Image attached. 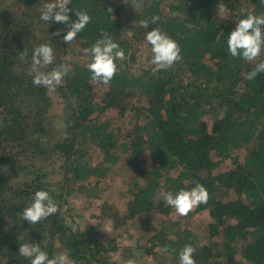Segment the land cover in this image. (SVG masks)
Instances as JSON below:
<instances>
[{"label": "trees", "instance_id": "trees-1", "mask_svg": "<svg viewBox=\"0 0 264 264\" xmlns=\"http://www.w3.org/2000/svg\"><path fill=\"white\" fill-rule=\"evenodd\" d=\"M50 2L0 0V264H30L18 254L24 243L40 244L49 258L66 253L70 264H179L186 244L196 264H264V73L246 79L264 52L247 62L227 46L240 19L264 15L261 0H135L137 9L124 0H71V21L76 10L91 17L71 44L66 25L40 19ZM153 16L156 24L139 26ZM153 28L182 49L171 68L151 64L145 36ZM105 32L125 52L108 85L91 80L84 51ZM41 44L55 56L41 71L71 68L55 91L28 75ZM144 154L149 169L137 159ZM112 172L124 185L117 208L101 201ZM197 183L210 198L187 216L159 195ZM38 190L60 210L31 225L22 210ZM97 204L101 211L84 224L80 210Z\"/></svg>", "mask_w": 264, "mask_h": 264}, {"label": "clouds", "instance_id": "clouds-1", "mask_svg": "<svg viewBox=\"0 0 264 264\" xmlns=\"http://www.w3.org/2000/svg\"><path fill=\"white\" fill-rule=\"evenodd\" d=\"M124 3H131L138 8L135 0ZM264 4V0H261ZM71 0H55L44 5L40 19L44 22L62 23L68 28L66 35H63L64 43L71 44L77 34L91 22V17L84 11L76 10L77 19L71 21L69 8ZM218 15L225 11V4L221 2L218 6ZM113 12V9L110 8ZM159 16H153L151 21L147 19L139 20L140 27L147 28L149 22L156 24ZM137 24V23H136ZM63 29H58L53 35L60 36ZM146 42L151 45L153 54L151 64L155 65V70L171 68L176 62L182 60V49L177 41L173 40L159 28H153L145 36ZM228 51L232 57L242 58L247 62H253L264 52V15L257 16L249 14L247 18L240 19L236 28L230 33L227 39ZM91 54L92 62L87 65L91 72V80L102 82L108 85L117 73L116 61L125 59V52L119 43L114 42L108 33H102V38L98 39L95 44L84 50ZM27 49L20 52L18 59L26 61ZM55 59L54 49L49 44L37 46L32 54V68L28 75L32 76V83L38 87H44L50 91L61 86L64 77L71 71L68 64H61L49 72L41 71L42 68L51 65ZM264 73V61L255 65L252 71L247 73L246 79L253 80L259 74ZM6 170V169H5ZM165 204L174 209L179 216H187L195 207L200 204H206L210 194L204 185L197 183L191 190L181 189L178 193L160 192ZM58 203L53 199L48 191L38 190L32 197L30 206L22 210V219L31 225L46 220L49 216L59 211ZM167 249H165L166 251ZM196 249L191 244H186L179 252V264H196L194 253ZM18 254L30 259V264H70L69 257L66 253L55 255L49 258L46 251L42 250L40 244L24 243L20 244ZM127 264H135V260L129 259Z\"/></svg>", "mask_w": 264, "mask_h": 264}, {"label": "rangeland", "instance_id": "rangeland-1", "mask_svg": "<svg viewBox=\"0 0 264 264\" xmlns=\"http://www.w3.org/2000/svg\"><path fill=\"white\" fill-rule=\"evenodd\" d=\"M7 7L10 9V6H13V1L12 3H7L6 4ZM16 9V8H15ZM14 8L10 9L15 10ZM125 17H133V15L131 14L130 10L125 12ZM138 161L143 165V167H145L146 169H149L152 165L150 156L148 154H144L140 157L137 158ZM120 173L119 172H112L109 174V177H107L105 180H103L102 183V187L105 188L104 192H103V199L101 200L102 202L105 201L106 205H112L113 208H117V204H119L120 202L123 201V195L121 194L122 189H124V185H121L120 182ZM83 202L82 200L78 201V205L79 207H85L83 206ZM104 204V203H103ZM103 205L102 204H97L96 206H94L93 208H83L80 211H84V213L86 214V217L84 219L85 222H83L84 224L87 221H92L91 218H89V214L93 211H101ZM190 221V218L185 219L184 220V225H188ZM152 225L155 228V230L158 228L157 224L155 223L154 220H152ZM154 232V230L152 231V233ZM104 235L110 237L112 236V228H111V220H108L106 222L105 228H104ZM143 244L146 243V241L143 239L142 242Z\"/></svg>", "mask_w": 264, "mask_h": 264}]
</instances>
